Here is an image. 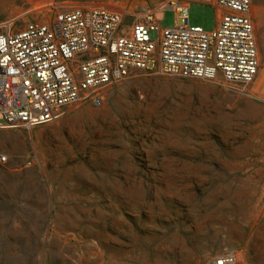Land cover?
<instances>
[{"label":"rangeland","instance_id":"rangeland-1","mask_svg":"<svg viewBox=\"0 0 264 264\" xmlns=\"http://www.w3.org/2000/svg\"><path fill=\"white\" fill-rule=\"evenodd\" d=\"M159 2L0 0V23ZM185 17L207 32L217 12L190 1ZM251 19L258 71L242 92L131 71L99 107L0 131V264H208L229 251L264 264V0ZM177 24L162 11L160 28Z\"/></svg>","mask_w":264,"mask_h":264},{"label":"built area","instance_id":"built-area-1","mask_svg":"<svg viewBox=\"0 0 264 264\" xmlns=\"http://www.w3.org/2000/svg\"><path fill=\"white\" fill-rule=\"evenodd\" d=\"M190 1L217 12L211 31L186 25ZM251 6L252 0H160L126 13L85 3L18 31L12 21L0 23V131L52 123L80 102L99 107L103 90L131 71L218 81L242 92L258 71ZM166 9L178 16L172 28L159 27ZM237 259L229 251L208 264Z\"/></svg>","mask_w":264,"mask_h":264}]
</instances>
